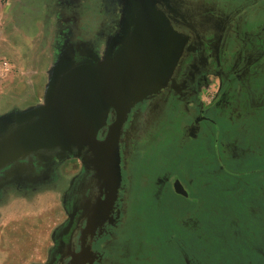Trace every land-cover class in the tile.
I'll return each instance as SVG.
<instances>
[{
    "label": "rangeland",
    "instance_id": "374dc122",
    "mask_svg": "<svg viewBox=\"0 0 264 264\" xmlns=\"http://www.w3.org/2000/svg\"><path fill=\"white\" fill-rule=\"evenodd\" d=\"M118 4L117 0H0V117L44 104L51 71L72 33L80 34L85 47L102 59L110 40L121 31L125 7ZM256 67L264 69V48ZM210 78L211 86L203 90L204 103L216 92L218 79ZM185 114L177 105L173 111L162 109L155 120L150 115V124L145 123L147 142L136 155L139 177L132 186L125 264H264V154L259 155L264 146L241 153L240 160L250 163L230 165L242 138L221 146L222 128L227 125L221 120V132L217 127L211 130L218 147L213 138L206 144L197 128L203 130V124ZM237 123L241 134V126L248 124ZM249 128L264 141L263 120ZM61 165H80V159L70 157ZM248 171L254 172L247 175ZM172 181L183 183L187 195L174 193L168 186ZM60 199V190L36 192L30 204L19 196L5 216L17 225L28 217L37 227L39 241L48 237Z\"/></svg>",
    "mask_w": 264,
    "mask_h": 264
},
{
    "label": "flooded vegetation",
    "instance_id": "af4514ba",
    "mask_svg": "<svg viewBox=\"0 0 264 264\" xmlns=\"http://www.w3.org/2000/svg\"><path fill=\"white\" fill-rule=\"evenodd\" d=\"M117 1L125 7L126 0ZM154 1L173 30L186 39L170 80L164 89L136 103L127 113L118 139L119 165H89L81 158L80 165H61L73 156L61 157L60 150H40L0 165V264H125L132 186L139 177L136 155L147 142V119L151 115L155 120L162 109L173 111L180 105L185 116L203 124V130L197 128L206 144L214 140L211 130L217 127L219 132V123L226 120L221 146L242 138L230 165H240L241 160L242 165L250 163L240 160L241 153L264 146L257 132L249 128L256 120L264 121V69L256 67L264 48V0ZM246 7L249 11L243 13ZM82 40L80 34L72 33L63 46V51L74 54L76 62L97 56ZM211 76L218 79L216 92L204 103L203 90L211 86ZM115 120L116 115L110 114L98 133L99 140L105 139ZM237 121L248 124L241 126L242 136ZM214 142L217 146L219 140ZM182 184L172 181L168 186L184 196L187 190ZM44 190H60L61 199L53 213L55 221L48 226V237L37 241V227L31 226L28 217L19 221L27 225L22 227L5 214L19 196L30 204L32 195Z\"/></svg>",
    "mask_w": 264,
    "mask_h": 264
},
{
    "label": "water",
    "instance_id": "95a60500",
    "mask_svg": "<svg viewBox=\"0 0 264 264\" xmlns=\"http://www.w3.org/2000/svg\"><path fill=\"white\" fill-rule=\"evenodd\" d=\"M185 45L154 0H126L121 31L102 59L88 54L91 60L76 62L64 51L51 71L44 104L0 117V165L40 150H60L61 157L89 165H119L127 113L164 89ZM110 114L116 120L99 140Z\"/></svg>",
    "mask_w": 264,
    "mask_h": 264
}]
</instances>
